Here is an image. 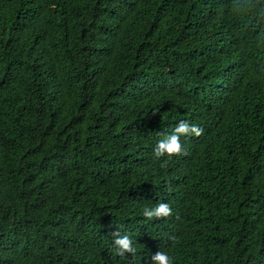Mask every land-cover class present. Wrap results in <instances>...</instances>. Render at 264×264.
I'll list each match as a JSON object with an SVG mask.
<instances>
[{"label": "trees", "instance_id": "1", "mask_svg": "<svg viewBox=\"0 0 264 264\" xmlns=\"http://www.w3.org/2000/svg\"><path fill=\"white\" fill-rule=\"evenodd\" d=\"M157 251L264 264V0H0V264Z\"/></svg>", "mask_w": 264, "mask_h": 264}, {"label": "clouds", "instance_id": "2", "mask_svg": "<svg viewBox=\"0 0 264 264\" xmlns=\"http://www.w3.org/2000/svg\"><path fill=\"white\" fill-rule=\"evenodd\" d=\"M202 129L196 124H190L187 121H180L173 131L164 139L158 141L154 148V153L157 158L161 156L178 154L182 151L180 136L184 134L200 135ZM172 209L167 202H160L154 207H145L143 215L149 219L153 217H167L171 214ZM115 251L119 254L124 252L135 253L136 248L133 245L129 236H118L114 241ZM154 264H172V259L164 251H157L152 255Z\"/></svg>", "mask_w": 264, "mask_h": 264}]
</instances>
